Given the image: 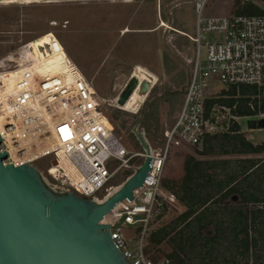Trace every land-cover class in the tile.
Here are the masks:
<instances>
[{
	"label": "built area",
	"instance_id": "built-area-1",
	"mask_svg": "<svg viewBox=\"0 0 264 264\" xmlns=\"http://www.w3.org/2000/svg\"><path fill=\"white\" fill-rule=\"evenodd\" d=\"M207 2L193 0L196 31L189 36L195 44L191 71L178 115L163 131L161 143L153 146L146 139L151 148V162L144 186L134 190L133 200L117 205L106 222L101 221L110 225L116 247L131 264H176L166 257L154 261L144 251V238L151 226L178 205L175 192L164 184L172 149L202 150L207 136L243 132L242 119H264V12L254 15L234 12L204 18ZM247 3L264 11V0H240L241 5ZM25 48L29 49V43L0 60V72L6 78L20 74L14 81L15 98L7 96L18 111L4 119L3 144L8 153L11 146L20 152L40 148L33 156H26L30 159L27 163L38 168L50 188L100 202L114 188L111 181L124 174H128L127 180L143 163L139 160L144 161L148 154L143 148L131 153L115 134L92 83L78 66L36 70L31 61L20 62ZM43 51L47 54L44 47ZM138 72L136 67L130 79L139 82ZM24 75L29 80L28 91L18 87L19 83L24 84L20 81ZM158 82L149 80V90L138 111ZM241 86H254L257 91L243 95ZM232 87L237 90L235 95L229 93ZM18 94L31 101L21 107ZM118 98L116 106L125 110L118 104ZM241 98L247 99L243 106L251 111L250 115L238 112ZM228 99L235 102L228 104L225 102ZM41 121L38 131L37 123ZM235 125L240 126V131H235ZM18 126L22 137L14 135ZM11 132L8 146L4 134ZM43 159L49 160L46 170L37 165ZM130 227L140 230L138 241L126 237L125 231Z\"/></svg>",
	"mask_w": 264,
	"mask_h": 264
},
{
	"label": "rangeland",
	"instance_id": "rangeland-1",
	"mask_svg": "<svg viewBox=\"0 0 264 264\" xmlns=\"http://www.w3.org/2000/svg\"><path fill=\"white\" fill-rule=\"evenodd\" d=\"M22 1L0 5V58L12 55L47 32L54 33L72 62L92 83L115 134L127 149L131 153L142 150L136 130L143 132L151 145L161 143L163 131L178 115L191 71L195 44L189 36L196 31L193 0H51L38 4ZM241 6L240 0H208L202 15L229 16ZM161 20L168 24L167 28L157 29ZM138 66L158 76L159 82L140 111L134 113L118 108L116 99ZM248 121L241 120L247 139L254 145L264 143V129H250ZM195 151L172 149L164 172L165 185L182 178L185 156L197 155ZM236 157L264 158V153L226 156ZM48 163V159H43L37 165L46 170ZM184 209L180 204L169 211L151 226L149 233L171 222ZM149 233L144 245L148 244ZM125 235L138 241L140 230L130 227ZM171 251L172 247L165 242L150 246L149 254L163 258Z\"/></svg>",
	"mask_w": 264,
	"mask_h": 264
},
{
	"label": "trees",
	"instance_id": "trees-1",
	"mask_svg": "<svg viewBox=\"0 0 264 264\" xmlns=\"http://www.w3.org/2000/svg\"><path fill=\"white\" fill-rule=\"evenodd\" d=\"M236 12L254 15L264 11L247 3ZM256 91L254 86H241L243 95ZM229 93L235 95L236 88ZM239 101L238 112L250 115L243 106L247 99ZM225 102L233 104L235 99ZM234 128L240 131L239 125ZM195 152L200 157L185 156L182 178L165 185L185 209L149 233L145 253H150V246L166 242L172 251L165 257L176 264H264V158H226L262 154L264 143L254 145L243 132L216 134L207 136L203 149ZM127 175H117L111 185L119 186Z\"/></svg>",
	"mask_w": 264,
	"mask_h": 264
},
{
	"label": "water",
	"instance_id": "water-1",
	"mask_svg": "<svg viewBox=\"0 0 264 264\" xmlns=\"http://www.w3.org/2000/svg\"><path fill=\"white\" fill-rule=\"evenodd\" d=\"M137 84L136 78L129 80L119 105ZM149 87L143 84L144 91ZM248 124L250 129H264V119ZM136 136L148 156L132 176L97 202L74 192L57 193L35 165L13 164L0 135V264H131L116 247L110 225L101 221L144 186L151 148L144 134L136 130Z\"/></svg>",
	"mask_w": 264,
	"mask_h": 264
},
{
	"label": "bare ground",
	"instance_id": "bare-ground-1",
	"mask_svg": "<svg viewBox=\"0 0 264 264\" xmlns=\"http://www.w3.org/2000/svg\"><path fill=\"white\" fill-rule=\"evenodd\" d=\"M70 1H76V0H70ZM83 1H103V0H83ZM49 2H51V0H23L21 3L38 4V3H49ZM17 3H18V0H0V5H5V6L13 5ZM167 26L168 24L164 22L163 20H161L159 21V26L157 29L167 28ZM168 29H171V27H168ZM27 43H29V49L25 48L24 50L25 52L22 58L20 59L21 63H24L25 61H31L33 67L36 70H40V69L49 70L52 68L55 70L65 69L67 68L68 64L69 66L70 65L76 66L75 63L72 62L71 58L67 54L65 48L59 42L58 38L52 32H47L43 34L42 36H40L39 38L30 40ZM43 47L47 54H45V52L43 51ZM1 59L2 58H0V60ZM138 68H139V72L136 74L140 77V81L138 82L137 86L135 87V89L130 94L129 98L125 101V103L122 106L123 109H125V111H131L134 113H136L139 110V108L142 105V102L144 101L146 97L147 91H144L143 84L145 82H149V80H151L154 83L155 81L157 82L159 81V77L149 72V70H146L141 66H138ZM19 77H20V74L17 73L15 75H12L10 77L11 79H8L3 75L2 72H0V135H3L4 133L2 126L5 123L4 122L5 117L18 111L15 107L10 105V103L8 102L7 96L14 97L15 95L14 94L15 93V90H14L15 82L14 81L16 80V78H19ZM20 81L24 82V84L19 83L18 84L19 89L28 91L30 88V85H29L28 78H26V75L20 78ZM16 98L21 107L24 106L28 101H31V99L30 100L24 99V97L19 94L16 96ZM41 114L43 115L44 112ZM48 121L49 119L47 118V122ZM41 123L42 121L37 123L38 128H39L38 131L41 129ZM51 126L52 125H49V127ZM14 135L21 136V137L23 136V132L21 128H19V126L17 127ZM11 136H13L12 132L11 134L8 133V135L4 134V139H5L4 143H6L8 146L10 145ZM39 150L40 148H36L28 152H20L19 149H16L11 146L9 148V160L13 164H16V165L27 163V161H29L30 159L27 158L26 156L31 157L34 154V151L37 152ZM117 187L118 186H114V188L111 189L110 193H112L115 189H117ZM112 214L113 212L106 215L103 218V221L106 222Z\"/></svg>",
	"mask_w": 264,
	"mask_h": 264
},
{
	"label": "crops",
	"instance_id": "crops-1",
	"mask_svg": "<svg viewBox=\"0 0 264 264\" xmlns=\"http://www.w3.org/2000/svg\"><path fill=\"white\" fill-rule=\"evenodd\" d=\"M180 205V204H179Z\"/></svg>",
	"mask_w": 264,
	"mask_h": 264
}]
</instances>
